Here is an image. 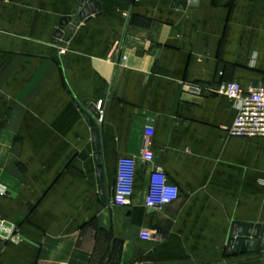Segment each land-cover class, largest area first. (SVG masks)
<instances>
[{
  "label": "crops",
  "instance_id": "1",
  "mask_svg": "<svg viewBox=\"0 0 264 264\" xmlns=\"http://www.w3.org/2000/svg\"><path fill=\"white\" fill-rule=\"evenodd\" d=\"M96 1L55 43L76 0H0V264H264L225 255L234 224L264 226V138L230 136L235 103L210 93L264 83V0ZM99 101L104 203L81 114ZM122 156L128 208L112 204ZM155 166L178 198L150 209Z\"/></svg>",
  "mask_w": 264,
  "mask_h": 264
},
{
  "label": "built area",
  "instance_id": "2",
  "mask_svg": "<svg viewBox=\"0 0 264 264\" xmlns=\"http://www.w3.org/2000/svg\"><path fill=\"white\" fill-rule=\"evenodd\" d=\"M63 49L58 50V54H64ZM125 60V57H123ZM189 92L200 94L201 90L196 87H185ZM210 93L222 95L233 101L236 106L237 115L228 131L232 137L241 138H264V83L257 86H249L244 89L238 82H222L211 88ZM103 102L99 101L95 105L100 120L103 115ZM145 137H151L153 130L147 126ZM153 154L144 149L142 160L151 163ZM137 161L133 157L122 156L116 163V172L112 190V204L114 206L128 208L131 205L134 193V177ZM178 198V188L168 183L167 176L163 170L155 166L149 175V184L145 198V207L159 209L174 202ZM14 228L0 221V238L10 237ZM139 238L143 241L152 238V232L147 229H140Z\"/></svg>",
  "mask_w": 264,
  "mask_h": 264
},
{
  "label": "water",
  "instance_id": "3",
  "mask_svg": "<svg viewBox=\"0 0 264 264\" xmlns=\"http://www.w3.org/2000/svg\"><path fill=\"white\" fill-rule=\"evenodd\" d=\"M184 2L177 4L178 8L184 7ZM100 4L96 0H76L75 8L71 17H63L60 19L58 29L54 34V41L57 43L66 31L71 36L79 24L88 16L100 11ZM264 82V79H263ZM82 106L86 109L81 110V114L88 126L91 128L92 134V150L93 160L95 163V171L98 183L99 196L104 203L106 201L103 174H102V154L99 143L98 121L100 115L93 104L84 102ZM264 250V226L253 224H234L225 250L226 256H234L238 254L260 252Z\"/></svg>",
  "mask_w": 264,
  "mask_h": 264
}]
</instances>
